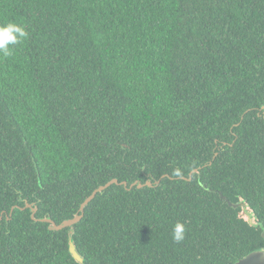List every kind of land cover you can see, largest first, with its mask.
<instances>
[{
  "label": "trees",
  "instance_id": "16d2710c",
  "mask_svg": "<svg viewBox=\"0 0 264 264\" xmlns=\"http://www.w3.org/2000/svg\"><path fill=\"white\" fill-rule=\"evenodd\" d=\"M9 21L29 37L0 56V264H80L69 238L83 264L264 250V0H0ZM112 179L71 235L19 209L59 224Z\"/></svg>",
  "mask_w": 264,
  "mask_h": 264
},
{
  "label": "water",
  "instance_id": "95a60500",
  "mask_svg": "<svg viewBox=\"0 0 264 264\" xmlns=\"http://www.w3.org/2000/svg\"><path fill=\"white\" fill-rule=\"evenodd\" d=\"M196 170H193L190 174H189V178L188 180L191 179V175L193 172H195ZM160 182V180H157L155 181V185H158ZM112 184H120V185H123L124 187H127V183L126 182H118L117 179H112L110 180L109 182H107L106 184L102 185V186H99L98 188H96L90 196H88L81 204H80V207H79V210L73 218L71 219H67V220H64L62 221L61 223L59 224H56L50 217H47V218H40V219H36L35 218V212H36V208L34 207L33 204H29L27 202H25V206L24 207H21L19 208L18 206H13L11 208V211H10V215L12 213V211L15 209V208H19L21 210L23 209H30L31 210V218L35 221H40V222H46L49 224L48 226V229L51 230V231H58V230H62L64 228H70L69 230V235L72 234L73 232V229H72V226H74L75 224H77L81 218L83 217V214H84V208L85 206L95 197V195L97 193H100L102 191H104L106 188H108L110 185ZM133 186H136L137 188H142L143 186H153V183H151L150 181H146L144 184L142 183H138V182H134L132 184H130V186L128 187L129 189H131ZM220 197L223 199V200H226L221 194H220ZM227 201V200H226ZM227 204L229 206H232V203L230 201H227ZM238 206H241V204H236L234 205L233 207L236 208ZM0 219H1V216H0ZM68 249H69V252L70 254L72 255V257L80 264H83V259L80 257V255L77 253L76 249H75V246L73 244V241L69 238V246H68ZM234 264H264V250H256V251H252L250 252L249 254H247L245 257L239 259L237 262H235Z\"/></svg>",
  "mask_w": 264,
  "mask_h": 264
},
{
  "label": "clouds",
  "instance_id": "9594fccd",
  "mask_svg": "<svg viewBox=\"0 0 264 264\" xmlns=\"http://www.w3.org/2000/svg\"><path fill=\"white\" fill-rule=\"evenodd\" d=\"M29 32L22 24L9 21L6 23H0V56L8 57L12 55L14 46L22 43L28 39ZM176 177H180L182 172L179 168H175L172 173ZM253 227H260L258 222L253 217V223L250 225ZM186 236V229L183 223L177 221L172 225L171 237L172 240L179 244L182 243Z\"/></svg>",
  "mask_w": 264,
  "mask_h": 264
},
{
  "label": "rangeland",
  "instance_id": "374dc122",
  "mask_svg": "<svg viewBox=\"0 0 264 264\" xmlns=\"http://www.w3.org/2000/svg\"><path fill=\"white\" fill-rule=\"evenodd\" d=\"M250 213H249V211L247 210V209H244L243 210V213H242V215L246 218V219H250V220H252V217H251V215H249Z\"/></svg>",
  "mask_w": 264,
  "mask_h": 264
}]
</instances>
